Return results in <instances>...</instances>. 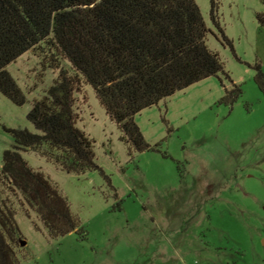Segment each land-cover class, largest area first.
Instances as JSON below:
<instances>
[{"label":"rangeland","instance_id":"rangeland-1","mask_svg":"<svg viewBox=\"0 0 264 264\" xmlns=\"http://www.w3.org/2000/svg\"><path fill=\"white\" fill-rule=\"evenodd\" d=\"M195 2L209 29L206 44L229 77L209 76L137 113L156 148L131 153L83 83L74 93L77 126L94 140L96 162L113 187L97 170L67 173L39 152L22 151L57 184L84 233L49 237L20 194L12 196L19 264H264V93L253 67L258 62L264 73V25L257 18L264 0H215L219 26L211 0ZM52 58L40 45L7 65L27 101L16 105L0 93V166L13 145L3 125L36 132L26 114L58 76ZM60 67L74 73L67 59ZM234 84L241 94L221 100Z\"/></svg>","mask_w":264,"mask_h":264},{"label":"trees","instance_id":"trees-1","mask_svg":"<svg viewBox=\"0 0 264 264\" xmlns=\"http://www.w3.org/2000/svg\"><path fill=\"white\" fill-rule=\"evenodd\" d=\"M210 14L219 26L215 0ZM257 18L264 25V14ZM208 30L195 0H0V93L16 105L27 101L7 65L32 48L47 46L59 70L26 114L36 132L3 125L13 145L2 152L0 166V264H19L21 232L12 196L20 194L49 237L84 233L57 184L30 166L21 152H39L67 173L97 170L113 187L96 162L94 140L77 126L74 93L83 83L93 87L129 153L155 149L136 123L137 113L209 76L229 77L206 44ZM61 58L74 73L60 67ZM253 67L264 93V73L258 62ZM240 94L234 84L221 100L233 102Z\"/></svg>","mask_w":264,"mask_h":264}]
</instances>
